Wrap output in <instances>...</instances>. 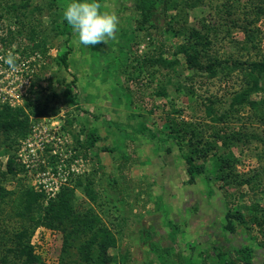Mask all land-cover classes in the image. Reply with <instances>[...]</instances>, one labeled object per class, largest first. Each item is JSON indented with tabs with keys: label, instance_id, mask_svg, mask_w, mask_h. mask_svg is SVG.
Returning <instances> with one entry per match:
<instances>
[{
	"label": "rangeland",
	"instance_id": "rangeland-1",
	"mask_svg": "<svg viewBox=\"0 0 264 264\" xmlns=\"http://www.w3.org/2000/svg\"><path fill=\"white\" fill-rule=\"evenodd\" d=\"M66 2L0 0V38L6 42L12 39L10 45L0 42V56L12 51L17 58L15 72L0 61V106L23 108L28 99L43 108L42 114L29 117L28 131L16 144L15 155L23 169V183L43 191L49 198L50 187L54 189L58 184L60 188L77 178L85 183L88 179L98 192L99 202H105L107 197L117 194L109 190V183L118 181L123 200L118 206L121 208L118 218L122 222L121 227H114L118 231L117 247L109 254L127 255L125 264H178L177 254L183 264H203L201 252L210 250L213 244L225 251L230 246L254 245L253 236H257L256 242L262 241L255 231L244 229L227 214L223 191L213 178L207 182L204 174L190 176L174 141L163 132L168 131L166 123L178 125L196 120L208 123L203 102L214 100L215 106L223 111L228 99L241 87L236 72L227 79L218 73L214 78L195 74L188 80L192 72L181 55H174L177 45L184 40L165 33L164 29L169 25L208 34L212 39L209 54L221 61L256 60L264 55V19L247 25L254 31L251 42L243 39L241 27L254 15V5L264 4V0L205 1L194 9L180 5L178 11L168 13V21L144 32L137 30L133 0H98L101 10L118 16L117 37L88 48L78 43L69 25L68 35L53 31L52 27L63 20ZM53 19L56 24L52 23ZM31 29L36 32L34 39ZM42 40L47 42L44 54L33 49ZM252 43L257 48H251ZM65 51H69L66 69L57 61ZM159 55L173 60L175 65L140 70L136 67L143 57ZM73 77L76 80L71 92L76 96V106L69 104L64 95L65 85ZM188 87L192 93L185 92ZM160 89L166 93L162 97L156 95ZM262 97L260 93L254 94L252 99ZM9 101L14 105L10 106ZM175 110L179 112L174 113ZM246 114L247 110H242L240 115L229 116L222 125L224 130H239L263 138L264 127L247 119ZM142 127L145 130L141 133ZM149 132L157 138H152ZM249 139L231 147L239 158L238 173L264 165V157L260 161L256 158L263 152V145L257 138ZM21 148L22 154L27 155L23 158L28 167L17 157ZM40 184L46 187L41 188ZM260 185L239 190L226 186L228 192L238 197L237 206L246 218L250 205L264 199V177ZM13 186V182L4 183L6 190ZM88 203L87 197L77 191L76 204ZM0 208L4 209L3 214L0 210V228L4 222L14 223L8 205ZM101 209L112 217L114 209L110 204L104 203L97 210ZM143 222L155 224L163 238L162 246L167 247L173 245L169 232L170 225H175L177 243L164 263L138 242L139 226ZM41 228L47 243H41V251L34 248L33 251L42 264H47L45 249L50 242L53 253L58 255L53 248L56 236H51L50 228ZM253 253V264H264V248L254 245ZM205 264L216 263L208 259Z\"/></svg>",
	"mask_w": 264,
	"mask_h": 264
},
{
	"label": "trees",
	"instance_id": "trees-1",
	"mask_svg": "<svg viewBox=\"0 0 264 264\" xmlns=\"http://www.w3.org/2000/svg\"><path fill=\"white\" fill-rule=\"evenodd\" d=\"M205 1L225 3L229 0H133L137 14L134 20L137 30L144 32L147 28H155L159 23L168 21V13L173 10L178 11L180 5L194 9ZM50 2L54 3L55 0H50ZM254 6V15L251 20H246L241 27L244 33L243 39L247 42H251L254 37V31L247 28V25L264 19V4ZM226 13L230 15V11L227 10ZM52 23L56 24L55 19ZM67 26L68 24L62 20L61 24L52 28L59 35H68ZM30 31L31 39H34L36 32L33 29ZM164 32L173 37L183 38L184 41L177 45L174 55H181L187 69L192 72L188 80H192L195 74H206L207 77L214 78L218 73H222L227 79L236 72L240 77L241 87L231 95L223 111L215 106L214 100L208 99L207 102H203L204 114L208 123L198 120L178 125L166 123L168 131L163 133L174 141L181 159L189 169L190 176L204 174L207 182H211L213 178L217 187L223 191L227 214H231L239 224L244 226V229L255 231L262 241L256 242L258 241L257 236H253L256 240L254 245L264 248V199L262 202L257 201L250 205L248 218H246L242 208L237 206L240 205L238 197L226 189V186H232L234 190L244 187L250 189L261 184V177H264V165L238 173L236 167L239 158L236 157L231 147L238 143L249 142L251 137L257 138V142L263 145V152H259L256 156L260 161L264 157V137L258 138L251 133L239 130L227 132L222 126L229 116L240 115L242 110H247L246 118L253 119L264 127V84L261 85L262 82L264 83V55L256 60L221 61L209 54L212 39L208 34L193 28L185 31L170 28L169 25ZM0 42L10 45L12 39L6 42L5 39L0 38ZM46 43L42 40L35 44L33 49L40 50L44 54ZM253 44L251 48H257ZM68 55L69 51H65L58 56L57 60L58 64L65 69L68 67ZM155 65L171 68L175 62L161 55L154 58L143 57L136 67L139 70L142 67L150 69ZM75 80L76 78L73 77L65 85L64 91L67 102L73 106L77 105L76 96L71 92ZM167 81L169 82V79ZM185 90L188 94L192 93L191 87ZM259 93L262 94V98L252 99L254 94ZM165 94L163 89L156 92V95L160 97ZM178 112L179 110L174 111V113ZM42 113L41 104L35 105L28 99L23 108L0 106V207L8 205L10 215L12 214L14 218V223L1 224L0 264H42L30 244L33 232L41 226L50 228L57 234L53 240V248L57 251L59 264H125L127 255L109 254L110 250L117 247L118 231L114 227H121L122 222L120 217L118 218V211L121 210L120 203L123 201L118 181L112 180L109 183V190L117 194L115 197H107L105 202H99L98 192L93 182L88 179L85 183L80 178L70 181V184L68 181L60 186L59 191L53 197L49 198L44 195L43 191L33 190L23 183L21 178L23 169L15 155L16 144L28 131L29 117ZM143 130H145L144 127L140 129L141 133ZM149 135L157 138V135L152 132H149ZM89 137L91 138V135ZM1 158L5 161L2 162ZM6 181L14 183L13 189L6 190L4 187ZM77 191L87 197L89 203L86 206L76 204ZM104 203L110 204L114 209L111 218L102 209L101 212L97 210ZM91 204H94L97 209ZM0 210L3 214L4 209L0 208ZM175 229V225L171 224L169 238L173 245L162 246L163 238L157 232L155 224L143 222L139 226L138 242L164 263V259L174 250V245L177 243ZM254 245L230 246L227 250L221 251L213 244L210 250L201 252L203 253V264L208 259L216 264H253ZM176 257L178 264H183L181 256L177 254Z\"/></svg>",
	"mask_w": 264,
	"mask_h": 264
},
{
	"label": "clouds",
	"instance_id": "clouds-1",
	"mask_svg": "<svg viewBox=\"0 0 264 264\" xmlns=\"http://www.w3.org/2000/svg\"><path fill=\"white\" fill-rule=\"evenodd\" d=\"M62 18L73 29L78 43L86 48L101 42L108 43L117 37L118 16L115 12L101 10L98 0H67ZM0 61L9 71H16L17 58L12 51L0 56Z\"/></svg>",
	"mask_w": 264,
	"mask_h": 264
},
{
	"label": "built area",
	"instance_id": "built-area-1",
	"mask_svg": "<svg viewBox=\"0 0 264 264\" xmlns=\"http://www.w3.org/2000/svg\"><path fill=\"white\" fill-rule=\"evenodd\" d=\"M15 99V98H14ZM11 102L12 101H9L8 102V104L10 105V106H12V105H14V104H11ZM22 152H23V149L21 148L20 150H18V155H17V157L18 158H20V160H21V162L25 165V167H28V164L27 163H25V159L24 158H26V156L27 155H23L22 154ZM24 157V158H23ZM39 187H41V188H44V187H46V186H41V184L39 185ZM59 186H58V184L55 186V188L54 189H52V187H50L49 188V190H50V192H51V197L52 196H54L55 195V193L56 192H58V188ZM40 191V190H39ZM35 236L32 238V241L30 242L31 243V246L34 248V249H39L40 251L42 250V242L43 241H45V239H44V237H43V234H44V230H43V228H37L36 230H35ZM49 233H51V236L54 238L56 235L54 234L55 232L54 231H52V230H49ZM37 239L35 242L33 241V239ZM54 240V239H53ZM46 242V241H45ZM47 243V242H46ZM51 243V242H50ZM50 243H49V245H50ZM48 245V248H46L45 249V254H47L46 255V260H44L45 259V256H44V262H46L47 264H57V261H58V259H57V256L53 253V250H52V244L49 246ZM50 252V253H49ZM36 253V252H35Z\"/></svg>",
	"mask_w": 264,
	"mask_h": 264
}]
</instances>
